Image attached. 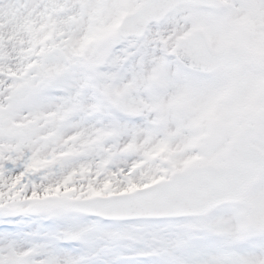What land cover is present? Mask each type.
<instances>
[{
  "label": "snow or ice",
  "instance_id": "obj_1",
  "mask_svg": "<svg viewBox=\"0 0 264 264\" xmlns=\"http://www.w3.org/2000/svg\"><path fill=\"white\" fill-rule=\"evenodd\" d=\"M0 264H264V0H0Z\"/></svg>",
  "mask_w": 264,
  "mask_h": 264
}]
</instances>
